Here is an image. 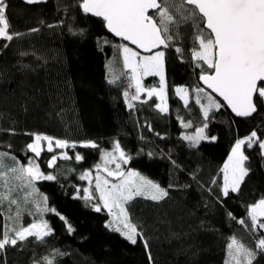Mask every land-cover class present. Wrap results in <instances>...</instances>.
Masks as SVG:
<instances>
[{
    "label": "trees",
    "instance_id": "trees-1",
    "mask_svg": "<svg viewBox=\"0 0 264 264\" xmlns=\"http://www.w3.org/2000/svg\"><path fill=\"white\" fill-rule=\"evenodd\" d=\"M5 3L10 32L21 35L12 41L0 39V151L9 152L21 164L32 158L42 172L57 177L36 181L37 195H46L49 207L66 217L74 231L69 232L55 213L38 215L22 201L30 214L19 223L40 217L47 220L52 234L43 242L30 237L6 246L0 251V264H45V257L53 264H150L149 253L151 264H225L231 237L254 247L264 235V230L251 232L247 215V206L264 198V156L259 145L245 148L250 171L238 192L223 195L221 168L238 138L255 130L264 139V104L258 99L251 117H235L201 86V71L211 69L202 62L197 67L192 60L191 51L198 45L193 42L191 22L180 25L179 39L163 49L168 111L160 112L155 96L142 93L140 99L126 102L128 80L123 75L109 83V75L121 68L122 41L108 33L102 18L85 14L80 0ZM176 47L184 52L177 54ZM143 84L158 86L159 78L147 76ZM178 86L189 90L188 105L176 94ZM197 88L222 105L210 111L207 120L196 103ZM200 98L207 102L204 94ZM189 122L190 127L183 126ZM205 123L208 139L192 146L183 138ZM32 133L76 142L75 149H65L71 159H57L56 166L49 168L48 161L59 151L43 149L36 157L27 149ZM83 141H93L97 147H82ZM116 142L129 157L128 170H136L169 193L161 201L138 196L126 205L132 223L143 234L136 244L106 227L110 221L106 208L101 205L97 212L77 194L84 183L81 174ZM76 153L83 159L77 161ZM13 162L6 160L9 166ZM8 207L5 203L0 209V234L9 223ZM241 219L245 224L238 223ZM254 264H264V253Z\"/></svg>",
    "mask_w": 264,
    "mask_h": 264
},
{
    "label": "snow or ice",
    "instance_id": "snow-or-ice-1",
    "mask_svg": "<svg viewBox=\"0 0 264 264\" xmlns=\"http://www.w3.org/2000/svg\"><path fill=\"white\" fill-rule=\"evenodd\" d=\"M25 2L34 4L42 0H25ZM6 8L5 0H0V39L12 41L21 34L10 32L11 26L6 16ZM79 8L85 14L102 18L109 32L124 41H129L136 46V49L148 53L141 55L140 51L134 50L127 44L118 45L123 67L130 73L129 87L135 88L131 100L140 99V94L146 92L148 97H158L160 103L155 107L160 112L168 111L165 91L166 53L163 49L173 46L179 39L180 25L189 22L195 31L193 42L198 45L191 51L192 60L197 62V67H201L199 62L202 61L212 70L201 71L199 77L207 88L222 97L231 111L239 117H251L257 112V100H264V0H80ZM175 51L177 54H182L184 49L176 47ZM108 69L112 73L111 62ZM147 76H159V87L145 88L143 79ZM117 79L119 77L113 76L109 83H115ZM175 91L184 100L185 105H188L189 90L185 87H177ZM195 92L196 103L200 105L205 120L210 111L222 107L221 103L211 94L205 93L203 88H197ZM200 94H204L206 104L202 102ZM124 96L127 102L129 93L125 92ZM132 106V103L128 102V107ZM183 126L190 127L191 124L189 122ZM207 126L205 123L203 127L196 129L195 135H185L183 138L195 146L201 140L208 139L204 134ZM31 135L33 141L27 145V149L36 157H39L43 150L41 142H47L48 152H53L54 146L58 149H75L77 146L76 142L56 139L44 134ZM211 139L215 140L216 137ZM80 143L85 148L97 147L93 141ZM254 144L259 145L261 155L264 156V139H261L255 130L243 138H238L233 144L228 159L221 169L223 172L221 191L224 196H228L230 191L240 190L250 171L246 166L249 157L245 154V148H252ZM117 154L123 163L128 162L129 157L116 142L111 153H102L105 164L115 161ZM8 159L14 161L15 166H9L6 163ZM57 159L68 160L71 157L66 151L61 152L59 156L52 155L48 167L54 168ZM75 159L79 161L83 157L80 153H76ZM99 169L100 166L97 165V170ZM104 170L109 177H116L118 182L112 183L108 179L101 181V177L96 176L95 191L99 193V202L94 205L95 211H101L102 204L109 215L114 217L106 227L120 233L130 243L136 244L137 237L143 239V234L138 230V226L132 223L126 205L138 196L161 201L168 197L169 193L160 184L135 170L129 169L124 172L119 163L116 164L114 171L107 167ZM89 178L90 173L87 171L81 176V179ZM56 179L57 177L52 173L42 172L35 160L29 159L26 165L21 164L9 152L0 151V209L7 203L8 211L11 213L12 206H16L14 216L10 214L6 217V221H16V223L15 225L5 223L4 230L0 234V251L5 250L9 245L16 246L30 237L43 242L53 231L44 219L34 221L26 227L19 223L25 209L21 208L19 199L13 198L18 190L25 191L24 203H31L36 213L41 216L47 212L55 213L65 222L69 232L74 231L66 217L60 215L55 208L49 207L46 195L40 194L38 199L33 198L38 192L35 188L36 181ZM83 191L85 193L83 199L90 200L92 196L89 189L85 188ZM228 215L232 214L228 213ZM247 215L251 221V232L264 230V198L248 205ZM238 223L243 225L245 220L241 219ZM145 248H148L146 241ZM259 253H264V235L255 241L254 247L244 244L233 236L227 245L225 264H254ZM148 258L151 264L150 253ZM44 261L45 264H53V260L49 257H45Z\"/></svg>",
    "mask_w": 264,
    "mask_h": 264
},
{
    "label": "rangeland",
    "instance_id": "rangeland-1",
    "mask_svg": "<svg viewBox=\"0 0 264 264\" xmlns=\"http://www.w3.org/2000/svg\"><path fill=\"white\" fill-rule=\"evenodd\" d=\"M120 44H127V43H124V42H121ZM119 44V45H120ZM129 47H131V48H133L134 50H137V49H135L134 47H132V46H130L129 44H127ZM138 51V50H137ZM148 53H142L141 52V55H147ZM110 60V59H109ZM120 61H121V68H116L115 69V73H114V75H109V79H113V76H116V77H118V76H124L127 80H128V85H127V88H126V91L125 92H128L129 93V96H128V100L130 101L131 100V96L132 95H134L135 94V88L134 87H132V88H130L129 87V84H130V80H129V76H130V73H129V71L127 70V69H124V67H123V60H122V56L120 55ZM200 62H202V61H200ZM108 63H110V61H108ZM203 63V62H202ZM207 66V65H206ZM158 78H159V76H157ZM145 78V77H144ZM159 82H160V78H159ZM144 85V84H143ZM144 87L145 88H153V87H155V88H158L159 87V85L158 86H146V85H144ZM178 87H182V86H178ZM177 88V87H176ZM142 94V93H141ZM146 97H148V95H147V93L146 92H144L143 93ZM179 96V95H178ZM156 97V96H155ZM180 97V96H179ZM157 98V103H160V100L158 99V97H156ZM167 98V97H166ZM188 100H189V92H188ZM263 101V104H264V100H262ZM183 102H184V100H183ZM185 103V102H184ZM207 103V102H206ZM205 103V104H206ZM196 134V131H194V132H191V133H189V134H183V137L185 136V135H195ZM205 134V133H204ZM205 136H206V134H205ZM188 141V140H187ZM188 142H190V141H188ZM191 143V142H190ZM53 145H54V141H53ZM41 146H42V149H47V142H41ZM114 148V147H113ZM113 148L112 149H110V150H106V151H103L102 153H104V152H108V153H111L112 151H113ZM54 149H58V148H55V146H54ZM58 151H59V153L57 154L58 156H59V154L61 153V152H64V151H66L65 149H58ZM231 152V151H230ZM230 154V153H229ZM229 154H228V156H229ZM228 156H227V158H226V160L228 159ZM32 159V158H31ZM109 159H110V157H109ZM225 160V161H226ZM29 161V160H28ZM28 161H27V163H28ZM26 163V164H27ZM117 163H119L120 164V166H121V170H123L124 172H127L128 171V169L125 167V163H123V161H121V160H119V158H118V154H117V159L115 160V161H113V162H111V163H107V164H105V160H104V158L102 157V154H101V156H100V159H99V161L93 166V168L91 169V170H87V172H89L90 173V178L89 179H83L84 180V183H83V185L82 186H80L79 188H78V191H77V194L78 195H80V196H82V197H84V195H85V193H84V189L85 188H88L89 189V192H90V194H91V196H92V198L90 199V200H86L87 202H89L93 207H94V205H96L98 202H97V200L99 201V193L98 192H96L95 191V186H96V176L97 175H99L100 177H101V181H103L104 179H108L110 182H112V183H117L118 182V180H117V178L116 177H109L108 175H107V172L104 170L105 169V167H107V169H109V170H116V164ZM225 163V162H224ZM224 163H223V165H224ZM25 164V165H26ZM97 165H99L100 166V169H99V171L97 170ZM223 165H222V168H223ZM10 166H15V164H14V162L10 165ZM221 168V169H222ZM131 170H134V169H131ZM136 171V170H135ZM86 172V171H85ZM85 172H83L82 174H81V176L85 173ZM142 175V174H141ZM80 176V177H81ZM143 176V175H142ZM145 177V176H144ZM221 178H222V186H223V172L221 171ZM24 195H25V191H22V190H18L15 194H14V197L13 198H16V199H19L20 200V206H21V208H23V209H25V207L23 206V204H22V201H24ZM39 195L40 194H38L37 195V193H35L34 194V196H33V198L34 199H38L39 198ZM97 199V200H96ZM94 200H95V202H94ZM31 204V203H30ZM102 205V204H101ZM103 206V205H102ZM31 207L33 208V210L35 211V209H34V206L31 204ZM107 210V209H106ZM108 211V210H107ZM115 211H117L118 212V210H115ZM15 212H16V210H14V212H11V213H9V215L11 214V215H13L14 216V214H15ZM109 213V212H108ZM25 214H30L26 209H25V211L23 212V214H22V217L21 218H23L24 216H25ZM38 214V213H37ZM38 215H40V214H38ZM110 216V220H113L114 219V217L113 216H111V215H109ZM40 220V217L39 218H37L35 221H39ZM16 221H9V224H13V223H15ZM34 222V221H33ZM33 222H31V223H33ZM31 223H28V224H31ZM28 224H26V225H23V226H27Z\"/></svg>",
    "mask_w": 264,
    "mask_h": 264
},
{
    "label": "water",
    "instance_id": "water-1",
    "mask_svg": "<svg viewBox=\"0 0 264 264\" xmlns=\"http://www.w3.org/2000/svg\"><path fill=\"white\" fill-rule=\"evenodd\" d=\"M89 15H91V14H89ZM91 16H93V15H91ZM95 17V16H94ZM100 18V17H99ZM105 28H106V26H105ZM106 30L108 31V29L106 28ZM108 33L109 34H111L114 38H116V39H118V40H120V41H122V42H124V43H127V44H129L130 46H132V47H134L135 49H136V46L135 45H132L129 41H124V40H122L120 37H116L113 33H111V32H109L108 31ZM138 51H140V52H142V53H145L143 50H141V49H137ZM212 71V70H211ZM210 71V72H211ZM200 77V76H199ZM199 77H198V81H199V83L201 84V86L204 88V89H206V90H208L209 92H211L212 93V91H211V89H208L207 88V86L203 83V81H201L200 79H199ZM214 96H216L219 100H221L223 103H224V105L226 106V108L229 110V112H231V114L233 115V116H235V117H239V116H236V114L235 113H233L232 111H231V109L227 106V104L223 101V99H222V97H219L216 93H212ZM239 118H245V117H239Z\"/></svg>",
    "mask_w": 264,
    "mask_h": 264
}]
</instances>
